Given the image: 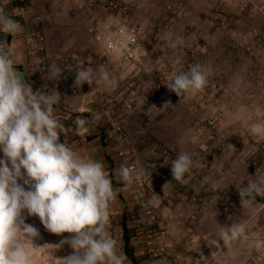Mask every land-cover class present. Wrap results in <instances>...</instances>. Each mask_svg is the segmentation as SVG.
Instances as JSON below:
<instances>
[{
	"label": "rangeland",
	"instance_id": "374dc122",
	"mask_svg": "<svg viewBox=\"0 0 264 264\" xmlns=\"http://www.w3.org/2000/svg\"><path fill=\"white\" fill-rule=\"evenodd\" d=\"M88 1L0 0V5L31 34L27 36L35 40L37 33L43 35V50L36 52L44 57L40 67L55 62L64 70L49 87L65 85L68 71L81 61L97 72L101 65L107 67L108 81L71 83L74 98L82 94L86 107L67 105L60 120L67 135L60 133V142L67 140L79 155L102 161L114 187H123L116 180L122 164L144 169L142 179L113 201L110 235L124 251L125 218L137 264H264V197L242 207L236 189L247 185L249 175L264 174V137L249 131L252 123L264 124V0H119L129 7L126 15L109 9V0H96L94 7ZM94 17L105 26L138 25L143 35L138 60L126 63L105 53L90 35ZM164 30L183 43L170 47L161 38ZM196 64L212 69L203 91L178 97L166 87L165 81ZM144 66L153 69L147 83L135 76ZM157 73L165 76L160 88ZM167 102L171 104L164 108ZM110 106L123 124L122 133L109 124ZM94 115L100 117L97 124L83 135L74 134L78 116L91 120ZM179 151L194 161L183 183L172 178L170 169ZM141 193L147 200L155 196L154 217L144 210ZM25 222L39 229L38 246L59 244L71 235L49 233L38 217L27 216ZM232 223H244L245 235L230 250L222 241L221 249L210 248L206 240ZM238 243L245 247L242 255ZM215 251L221 252L212 255ZM72 252L67 244L58 250L41 248L32 264H53Z\"/></svg>",
	"mask_w": 264,
	"mask_h": 264
},
{
	"label": "clouds",
	"instance_id": "9594fccd",
	"mask_svg": "<svg viewBox=\"0 0 264 264\" xmlns=\"http://www.w3.org/2000/svg\"><path fill=\"white\" fill-rule=\"evenodd\" d=\"M19 31L21 25L0 7V33L15 35ZM161 38L172 48L183 43L182 37H174L169 30H164ZM77 67L78 87L110 79L105 65L98 72L91 66L85 67L83 61ZM48 71L52 77L59 78L64 70L53 62ZM211 73L210 66L196 64L164 83L178 97H184L203 91ZM59 99L58 92L34 91L16 71L11 49L0 46V152L3 154L0 158V264H32L36 250L48 247L58 250L65 244L73 252L57 259L60 264H130L118 240L108 234L110 209L118 193L142 179L144 169L122 164L116 180L123 187H114L113 178L102 161L79 155L67 140L60 142V133L67 135V132L53 115V106ZM170 104L165 103L164 108ZM99 120L98 115L91 120L78 116L74 134L87 133L89 125ZM249 131L264 137V124L252 123ZM227 147L235 150L232 144ZM193 165L192 155L179 151L171 161L172 178L183 183ZM236 189L241 206L251 205L257 196L264 197V174L249 175L247 185L241 184ZM154 199L155 196L150 198L145 207L153 204ZM27 216L38 217L51 234L71 235L59 244L38 246L35 241L41 238L40 231L25 222ZM245 233L244 223H232L221 226L215 238L210 237L206 242L210 248L219 250L222 241L228 249ZM193 264H200V260Z\"/></svg>",
	"mask_w": 264,
	"mask_h": 264
},
{
	"label": "built area",
	"instance_id": "2783aa9c",
	"mask_svg": "<svg viewBox=\"0 0 264 264\" xmlns=\"http://www.w3.org/2000/svg\"><path fill=\"white\" fill-rule=\"evenodd\" d=\"M88 4L92 7L98 5L96 0H89ZM107 5L109 9L120 15H126L128 13V5L120 2L119 0H109L107 2ZM93 19L94 23L89 28L90 35L95 43L102 47L105 53L115 54L117 55L118 59L126 63H134L138 60L143 47V35L138 25L123 22L120 24H115L113 26H105L100 17H94ZM43 39V35L37 33V37L35 38V40H33V43H35L34 52L39 53L43 50ZM75 61L78 62V60ZM89 66H91L95 70V66L93 64ZM152 72L153 69L151 67L144 66L136 71L135 76H137V80L139 82L147 83L148 77L151 76ZM154 77L156 78V87L160 88L165 79V76L157 73ZM126 106L127 108H132V102H127ZM109 109V124L116 133H122L124 127L121 120L115 114V109L112 106H110ZM208 122L209 124L214 123V121L210 119ZM120 154L123 155L124 152H121ZM128 166L136 169V165H134L133 163H130ZM138 191L140 192V189H138ZM141 196V204L144 210L147 214L154 217V210L152 208V205L145 207V204L148 200L144 198L143 193H141Z\"/></svg>",
	"mask_w": 264,
	"mask_h": 264
},
{
	"label": "crops",
	"instance_id": "0c3cea01",
	"mask_svg": "<svg viewBox=\"0 0 264 264\" xmlns=\"http://www.w3.org/2000/svg\"><path fill=\"white\" fill-rule=\"evenodd\" d=\"M6 12H8V10ZM28 34H29L28 32H24L22 30L16 33L15 35L0 33V46L11 49L13 59L15 62L16 71L22 75L23 79L27 80L31 84L34 91L40 90L41 92H44L46 94H52L54 92H58L60 94L59 101L53 106L54 107L53 115L59 121L65 118V113H66L65 109H67V105L76 107L78 109L80 108V110L83 111L84 108L86 107L85 98L82 97L83 96L82 94L78 95L79 98H74L75 96L72 93L73 88L71 89L70 87L71 83L76 79L75 76L77 74L78 67L73 66V70L68 71V75L65 78V85L63 84L59 88L49 87L52 81L54 80V77L50 75L48 68L40 67V61L44 57L34 52V48H35V43H33L34 37L30 38L29 36H27ZM108 234L110 235L109 232ZM237 246H238L237 248L238 254L242 255L243 250L245 248L244 245L238 243ZM55 263L60 264V261H53V264ZM230 263L231 262L229 261L228 264Z\"/></svg>",
	"mask_w": 264,
	"mask_h": 264
},
{
	"label": "trees",
	"instance_id": "16d2710c",
	"mask_svg": "<svg viewBox=\"0 0 264 264\" xmlns=\"http://www.w3.org/2000/svg\"><path fill=\"white\" fill-rule=\"evenodd\" d=\"M123 227V240H124V251L129 259L132 260L133 264H137V258L134 252V248L131 244V229L125 218L122 221Z\"/></svg>",
	"mask_w": 264,
	"mask_h": 264
}]
</instances>
